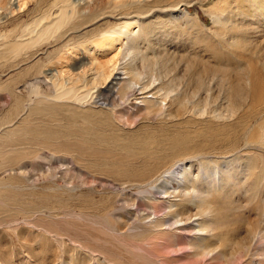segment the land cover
I'll return each mask as SVG.
<instances>
[{
    "label": "bare ground",
    "instance_id": "bare-ground-1",
    "mask_svg": "<svg viewBox=\"0 0 264 264\" xmlns=\"http://www.w3.org/2000/svg\"><path fill=\"white\" fill-rule=\"evenodd\" d=\"M162 1L57 0L55 11L51 7L4 33L27 10L0 0V58L15 59L34 48L33 55H49L46 67L62 63L53 56L60 51L70 60L63 70L42 71L40 60L25 66L23 72L38 66L33 81L17 88L27 92L25 104L19 109L16 103L17 115L0 125V220L10 219L6 230L0 229V264H177L171 257L151 258L141 244L160 235L173 247L179 226L190 229L187 253L198 264L205 258L228 264L245 248L220 235L229 217L248 223L251 242L258 237L256 221L239 209L249 205L264 216V198L252 204L249 195L264 178V163L250 182L258 156L239 163L230 153L223 155V144L213 138L240 111L236 100L249 92L250 114L264 115V83L254 70L230 72L201 53L178 57L164 45L169 36L183 39L193 25L204 26L186 8L178 11V4L191 2L211 17L220 43L243 51L250 38L247 32L233 34L243 27L232 21L226 1L222 8L208 0H167L161 13H176L163 14L159 24L148 21ZM18 2L24 7L28 1ZM255 3L235 1L232 9L239 17L263 21L264 4ZM213 87L214 97L228 107L208 113L209 97L218 100ZM128 93L132 100L151 99L145 102L158 111L155 118L140 116L134 127L119 126L112 111ZM258 129L254 134L245 129L243 142L264 148V126ZM106 188L126 220L99 211L94 195ZM233 193L248 202L235 203ZM154 202L161 205V216L151 211Z\"/></svg>",
    "mask_w": 264,
    "mask_h": 264
},
{
    "label": "rangeland",
    "instance_id": "rangeland-1",
    "mask_svg": "<svg viewBox=\"0 0 264 264\" xmlns=\"http://www.w3.org/2000/svg\"><path fill=\"white\" fill-rule=\"evenodd\" d=\"M1 1L7 2L8 0H1ZM27 1L28 2L23 7L20 5V2H18V0H13V3L15 5H19L20 8H22L21 10H27V13L22 15L20 19L14 21L10 26H8L4 30V33H7L8 31L14 29L17 25L21 23H25L27 21L30 22L33 19H37L40 15L43 14L44 11L49 12L51 7H53L52 11H55L57 7V2H56L57 0H27ZM225 1L229 4L228 7L229 9H231L233 13L232 21L235 24L238 25L241 24L243 27L242 30L236 28L238 32H234L233 34L239 35L243 33L246 34L247 32L248 37L250 38V43L245 50L243 51L234 50L233 47L231 48L224 43H220V40L217 38V36L212 34L213 30L214 29L217 30V29L212 27L211 17L208 16L195 2H191L187 6H184L185 4L183 3H182L183 6L181 5V3L178 4V11L180 12L182 11L183 8H186L187 11L190 13V16L196 15L195 18L197 20L199 19V21H201L203 25L206 27L204 26L200 27L199 24H198L199 26L193 25V27H191L190 29V33H189L190 35L188 34L189 35L188 37L187 35L184 36L183 39L182 37L175 38L174 36L172 37L169 36V38H167L166 42L164 43L165 48L167 51H169L168 53L175 51L176 53L175 52L174 53L177 54L178 57L179 55H182L183 52L184 53L192 52L197 54L201 53L205 59L207 58L209 59V62L211 64L218 63L221 66H226V67L228 66L231 68L230 72L237 69L236 71L238 72V74L242 73L241 71L238 70V68L240 70L241 68H243V72L245 70L247 71L248 69L249 73H251L254 70L253 72L257 74L258 80L264 83V20L263 21L262 20L260 21L259 19L252 20L249 19L250 16H248L249 18L247 16L239 17L238 14H235L234 12L235 10L232 8L235 6V1H240V0H208L207 3L213 2L217 6L225 8ZM263 1L264 0H253V2H256L255 4L261 7L264 4ZM167 3H168L167 0L157 3L155 9H153V13L151 14V16L148 17V21H153L159 24L161 20L165 19L164 17H162L164 13H161V11L162 9H164ZM207 3L204 2V5H206ZM17 7L15 6V11L17 10ZM176 11L177 10H172L171 13L175 14ZM171 13L165 12L164 15H169ZM256 26L259 27V30ZM160 27H162V25H160ZM255 27L256 30L250 31L252 30V28L254 29ZM18 31L19 29H17L13 34L18 33ZM19 33L21 34L22 31H20ZM32 50H34V48H30L24 51L19 57L15 59L0 58V76H1L0 77V125L13 119L15 117V114L17 115V113L15 112L17 111L16 106L20 107V105H22L21 103L26 99L25 95L27 92H23L19 89L17 90V88L20 85L30 84L33 81L34 79L33 74L36 72L38 66L34 68L32 67L23 72L22 69L25 68V66H30L29 64L31 61L35 62L37 60H40V64L43 63V65L41 66L42 71H45V69H49L51 71H54L55 69L63 70L67 68V65H69L70 60L66 59L68 58L67 55L65 56V54L60 51L57 52V54L54 53L53 56L55 59L59 57L60 62L62 63L48 64L46 67L45 64L49 58V55L48 54L42 55V53L39 54L38 56L37 53L33 55ZM174 53H170V54H174ZM78 56L79 58L81 57L80 54H78ZM188 56L187 58H189ZM181 65L183 66L182 63ZM119 81L122 82V80ZM121 82L118 83L120 84ZM3 83H5V85H3ZM242 83L244 84L245 82ZM117 85L115 87V90L113 91V94L116 93L119 88ZM244 87L246 86L244 85ZM246 89L250 90L249 86H247ZM216 94H217V90L215 87H213L212 96L214 97ZM129 95L130 94L128 93V95H126L124 97L125 99L123 98L124 100L122 99V101L118 100L119 106L114 108V110L112 111V117L115 120V122L119 124V126L124 128L134 127L135 126L134 122L140 116H146L149 120H153L155 118V113L158 112L157 111L158 109L156 110L157 112L155 111L152 112V110L155 108L151 107L150 103L146 105L147 102L145 101H147V99L149 98H147L146 100H142L141 98L137 100L134 99L132 100V98H129ZM115 97L116 99H118L117 95ZM126 98L129 99L127 100ZM205 98L208 97L202 95V99ZM217 99L218 100L209 97L207 101L208 105L206 106L208 113L217 110L219 107H221V110H225L226 107H228L227 102H224L223 99L220 98ZM150 100L151 99H149L148 101ZM251 100H252V95L250 92L247 95H243L241 98L236 100V102L239 101L238 103L240 104L239 107L240 111L234 118L230 119L229 121L227 120L228 122L225 121L226 125L224 124V126H226L227 128L222 129V132L219 133L220 135L214 137L213 139L223 144L222 146L223 149L221 150L223 151L222 152L223 155H227L230 153L229 155L234 156L236 158V161H240L239 163L245 162L247 156H251V155L258 156V159L256 161L259 163V166L256 165V169L253 171L252 178L250 179V182H254L255 178L259 175L260 172L259 167L262 166L261 162L264 163V148L260 147L257 144L254 145V143L253 144L244 143L243 140L248 134L247 130L245 129L253 128L251 132L254 134L260 130L258 128H263L264 115L260 114L261 115L260 116V115L250 114V112L253 111V109L250 108ZM15 104L16 106L14 107ZM23 104H25V102H23ZM155 106L156 108L158 107L157 105ZM11 108H13V110ZM10 109L12 110V114ZM19 109H21V107ZM17 112H19V110ZM243 112L244 113L247 112V115H245L246 119H244L243 118L244 116H242V121H238L239 116L243 115ZM260 123H262V125ZM129 124L131 126H129ZM208 124L211 125L210 122H208ZM245 124L246 127H244ZM214 126H220V125H212V128H214ZM1 128L2 127H0V129ZM221 138L223 140H221ZM237 179H239V181L241 182L242 175L240 174L237 177ZM254 186H255L254 189L250 190L249 192V195H251L252 198V200L250 201L252 204L260 203V201H262V199L264 198V178L260 180V183H256ZM239 194L240 193L238 194L233 193L232 200L235 203L240 202L241 205L243 204L244 206L245 203L248 202V201L246 202L247 196L239 195ZM97 200H99L98 209L100 212H107L109 214H112V216H114L113 218L114 220L115 219L117 220L119 217H122L124 220L127 219L126 216L121 215L124 212L122 211L120 203L114 202L112 198V194L107 188L105 189V192H103L101 195L99 194L94 195V201ZM135 207L136 204L133 207V209H135ZM151 207H152L151 211L153 212V214H155V216H161L162 213L160 212L161 210L160 204L154 202V204H152ZM138 209L142 211L143 206H139ZM250 209L251 206L249 207V205H246V207L240 208L239 212L242 215V217H248V219L253 222L256 221L255 227L258 230V235H257L258 237L254 239L255 242L254 241L251 242L250 234L248 233V223L246 221H239L236 219L232 220L231 217H229L226 226L220 232V235L227 236L232 240H237L238 242L243 243V246H245V248L240 249V252H238L237 254L234 253L235 256L233 257V260H227L228 264H264V237L261 240L258 239L259 234L264 235L263 233L264 216L256 215L254 208H252V210ZM5 215H11V212L7 211ZM133 218L134 217L131 216L129 223H132ZM9 221L10 219L0 220V229L3 231L6 230L2 228H5V226L8 224ZM46 223L47 222L45 221L39 222V224L43 226H46ZM179 227L180 228H178L177 231L174 233V238L176 241L173 247H169L168 242L164 241L163 236L160 235L151 236L146 240H144L141 244L143 253L148 256H151V258H157L158 260L164 257L167 258L171 257L174 261L177 262V264H198L196 260L197 258L191 257L187 253L186 244L188 237H190L191 235L190 229L181 228V226ZM209 244L213 245L214 242L213 241L209 242ZM149 251L154 256H152V254L149 255L150 253ZM201 264H222V262L219 258H213L212 260H208V258H205L201 260Z\"/></svg>",
    "mask_w": 264,
    "mask_h": 264
}]
</instances>
